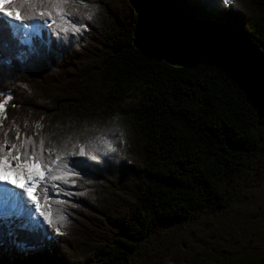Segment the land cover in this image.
<instances>
[{
  "label": "trees",
  "instance_id": "16d2710c",
  "mask_svg": "<svg viewBox=\"0 0 264 264\" xmlns=\"http://www.w3.org/2000/svg\"><path fill=\"white\" fill-rule=\"evenodd\" d=\"M65 12L79 31L36 20L51 27L34 48L0 35V140L98 160L51 166L52 226L0 228V264H264V0Z\"/></svg>",
  "mask_w": 264,
  "mask_h": 264
},
{
  "label": "snow or ice",
  "instance_id": "6c2138e0",
  "mask_svg": "<svg viewBox=\"0 0 264 264\" xmlns=\"http://www.w3.org/2000/svg\"><path fill=\"white\" fill-rule=\"evenodd\" d=\"M69 3L78 4L82 3V0H0V21H2L0 35L3 34L4 29H8L10 38L17 45H32L34 48V41L27 29L31 27L35 31L42 25H30L26 21H44L46 19L51 20L61 31L75 33L79 29L74 24L66 26L68 22L65 17L68 13L65 12V6ZM224 3H229V0H224ZM25 6L27 7L26 12L23 11ZM13 21L17 23H13ZM21 26L24 32L18 36ZM8 99L10 96L0 98V113H3L5 101ZM3 118L0 116V128L3 127ZM14 139L19 140V144L9 143L5 132L3 139L0 140V228L7 227L8 235L19 241L16 230L28 231L30 225L37 218L36 214L38 217H43L44 223L52 226L51 214L42 210L39 202L41 189L38 187L42 181L62 179L61 176L52 174L55 169L51 166L64 167L65 174H67L71 170L67 168L65 157L73 155L86 157L76 163L91 168L96 165L89 164L88 161H97L98 156L92 154L91 151H86L85 147L81 146L78 153H65L64 156L58 154L55 159L49 156L48 162H45L42 142L41 151L38 154L31 136L21 137L17 131ZM30 144L32 145L31 150H29ZM111 150L115 151V149ZM22 177L24 178L23 183L21 182ZM43 191L47 192V189H43ZM44 198L47 199V196ZM59 219L63 220L64 216H59ZM56 231L59 232V229Z\"/></svg>",
  "mask_w": 264,
  "mask_h": 264
},
{
  "label": "rangeland",
  "instance_id": "374dc122",
  "mask_svg": "<svg viewBox=\"0 0 264 264\" xmlns=\"http://www.w3.org/2000/svg\"><path fill=\"white\" fill-rule=\"evenodd\" d=\"M13 23H17V22L16 21H13ZM29 24L30 25L31 24H41L42 25V27L36 29L35 31H33V29L31 27L29 29H27V32L31 35V38H34L35 36H39L40 33L42 31H44L48 27V25L50 24V22L49 21H46V22H43V23H39L37 21H33V22H30ZM23 32H24V30H23V27L21 26L20 31L18 32V36L19 35H22ZM9 175L11 176V174H9ZM21 179H24V178L22 177ZM41 207H42V205H41ZM46 212H48V211H46ZM36 216H37V218L30 225V228L29 229L36 228V227H40V226H43V225L46 224V223L43 222V217H38V214H36ZM165 264H172V263L166 262Z\"/></svg>",
  "mask_w": 264,
  "mask_h": 264
},
{
  "label": "bare ground",
  "instance_id": "6f19581e",
  "mask_svg": "<svg viewBox=\"0 0 264 264\" xmlns=\"http://www.w3.org/2000/svg\"><path fill=\"white\" fill-rule=\"evenodd\" d=\"M21 182L23 183L24 182V179H21ZM9 187H11V186H9ZM17 191H20V190L17 189ZM25 199H27V198L25 197Z\"/></svg>",
  "mask_w": 264,
  "mask_h": 264
}]
</instances>
